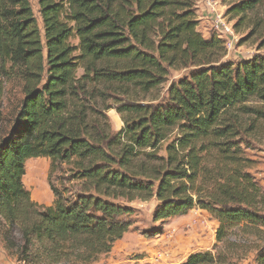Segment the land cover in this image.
<instances>
[{"label":"trees","instance_id":"obj_1","mask_svg":"<svg viewBox=\"0 0 264 264\" xmlns=\"http://www.w3.org/2000/svg\"><path fill=\"white\" fill-rule=\"evenodd\" d=\"M196 2L39 0L42 35L30 0H0V76L24 82L0 140V230L19 228L31 263L108 254L132 225V210L110 200L156 197L157 221L210 213L214 248L181 264H235L239 233L264 230V188L243 151L264 123V56L223 62L226 43L198 30ZM226 14L264 44V0H237ZM185 68L197 69L159 103L170 71ZM108 101L124 122L118 132ZM47 157L79 188L50 183L54 200L43 205L23 179L28 159Z\"/></svg>","mask_w":264,"mask_h":264},{"label":"rangeland","instance_id":"obj_2","mask_svg":"<svg viewBox=\"0 0 264 264\" xmlns=\"http://www.w3.org/2000/svg\"><path fill=\"white\" fill-rule=\"evenodd\" d=\"M215 6L209 9L205 0H197L196 13L199 20L198 30L206 38L219 36L213 25L217 14H223L235 33V41L223 62H233L235 65L242 60L253 59L254 56H264L263 40L257 35L251 36L249 29L236 32L234 24L227 15L228 8L237 0H213ZM34 14L43 30V20L40 13L39 0H30ZM212 10H216L213 12ZM226 37V36H225ZM244 40V41H243ZM225 41V40H224ZM77 44V38L71 39ZM241 42H243L242 45ZM197 68L171 70L166 81L157 91L159 103L168 100L170 85L183 77H190ZM83 71L79 69L78 74ZM23 80L18 76H0V140L8 135L15 123L16 116L24 98ZM112 107L107 109L109 123L113 131L118 132L124 126L121 115ZM109 106V105H108ZM260 135L248 136L243 143L244 155L250 160L248 169L264 188V123ZM50 159L32 158L26 162L24 176L25 187L30 191L34 201L50 205L54 194L50 183L62 190L64 187L77 191L78 186L69 180V167L59 165L50 172ZM126 206L132 211L124 218L131 221V226L125 235L117 240L108 254L102 255L92 264H181L188 256L198 251L212 250L216 244V230L219 223L205 210L193 209L185 215L175 216L167 220H155L154 213L161 204L156 197L150 200L125 199L110 200ZM242 247L234 257L235 264H261L264 258V230L259 235L239 233ZM22 237L18 227L8 228L2 225L0 230V264H35L31 263V253L22 250ZM238 254H240L238 256ZM28 257V258H27ZM27 258V260H25Z\"/></svg>","mask_w":264,"mask_h":264},{"label":"built area","instance_id":"obj_3","mask_svg":"<svg viewBox=\"0 0 264 264\" xmlns=\"http://www.w3.org/2000/svg\"><path fill=\"white\" fill-rule=\"evenodd\" d=\"M205 1L206 4L208 5V8L210 10L213 9V7L215 6L214 1L213 0H205ZM212 11L216 12V10H212ZM213 25L216 28V30L219 32V36L225 40L227 49L231 50V48L234 45V41L236 37L233 28L225 20L223 14H217V16H215V18L213 19Z\"/></svg>","mask_w":264,"mask_h":264}]
</instances>
